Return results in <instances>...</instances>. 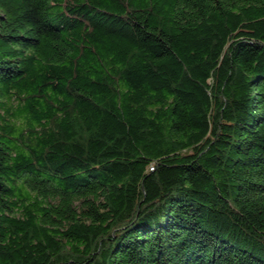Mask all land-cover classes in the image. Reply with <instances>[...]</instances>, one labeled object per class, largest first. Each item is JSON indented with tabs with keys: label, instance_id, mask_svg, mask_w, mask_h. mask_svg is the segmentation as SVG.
<instances>
[{
	"label": "trees",
	"instance_id": "obj_1",
	"mask_svg": "<svg viewBox=\"0 0 264 264\" xmlns=\"http://www.w3.org/2000/svg\"><path fill=\"white\" fill-rule=\"evenodd\" d=\"M0 264H264V0H0Z\"/></svg>",
	"mask_w": 264,
	"mask_h": 264
}]
</instances>
